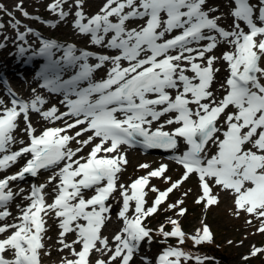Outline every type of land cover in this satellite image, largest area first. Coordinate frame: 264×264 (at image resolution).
Wrapping results in <instances>:
<instances>
[{"label":"snow or ice","instance_id":"obj_1","mask_svg":"<svg viewBox=\"0 0 264 264\" xmlns=\"http://www.w3.org/2000/svg\"><path fill=\"white\" fill-rule=\"evenodd\" d=\"M65 2L54 0L48 5L60 20L69 15L62 7ZM261 2L264 4V0ZM74 3L73 28L89 36L92 45L115 50L116 54H98L78 50L74 44L42 40L39 54L48 57L53 74L49 78L44 73L41 86L53 92L63 90L62 103H66L68 110L59 112L55 106L41 110L40 105L45 103L42 97L37 95L25 102L15 98L11 89L9 94L14 98L10 107L0 99V170L17 163L22 156H30L18 172L0 178V209H3L0 221L11 216L9 202L24 192L20 189L14 193L10 182L23 180L26 174L36 177L42 169L63 164L48 177L47 184L31 185L29 195L24 197L29 203L23 208L17 205L20 214L14 218L16 222L0 224V234L11 230L10 235L0 239V264H41L47 231L45 217L48 216L58 221L61 251L69 249L74 257L63 259L61 264H91L90 255L94 250L110 253L107 260L97 259L95 264H113L118 259L120 264H130L141 243L152 240V229L145 226V220L192 174L197 175L201 189L195 203H204L205 208L217 205L219 197L213 194L214 184L234 196L235 215L243 211L255 216L260 220L257 231L264 232V83H261L264 67L260 66L264 58V26L255 21L250 0H232L233 24L229 28L218 23L221 16L211 15L219 11L218 8H205L208 0H106L91 17L83 11L84 0H74ZM16 8L25 17L29 15L22 4H17ZM258 11L257 19L264 23V6ZM133 21L142 23L130 26ZM19 25V20L12 23L13 28L18 29ZM3 27L0 23V28ZM175 30H179L178 34L166 38ZM32 31L27 29V32ZM25 35L17 31V39L24 40ZM203 41L206 43H201ZM220 43L230 45L232 50L222 51L220 56L212 55ZM61 48L60 60L79 69L64 81L57 74L60 61L52 59V50ZM25 51L24 47L19 48L21 54ZM89 58H94L96 63L90 64ZM218 60L227 63L229 72L220 85L222 96L212 90L216 73L220 71L214 67ZM125 61L127 66L122 64ZM106 64L111 65L106 78L93 82L92 74ZM189 72L192 75H188ZM80 81H88L87 87L80 88ZM70 93L77 98L70 99ZM230 107L234 110L228 111ZM30 110L52 122L65 117L74 119L71 123L65 121L63 127H46L37 135L30 121ZM21 115L30 142L25 144L21 140L19 143L23 146L11 151L10 145L16 142L13 133ZM162 117L167 118L159 123ZM154 123L158 126L153 129ZM79 125L86 127H81L74 135L68 134ZM171 125L176 127L164 130ZM88 132L91 135L87 139H77ZM179 139L187 146L174 156L184 169L179 179L173 182L171 177H166L168 165L161 164L127 186L118 184L119 173L128 163L121 151L122 145L140 143L146 148L176 150ZM73 140L79 147L69 146ZM96 140L99 142L94 143ZM90 144L87 155L78 157ZM210 146L215 148L211 155ZM139 167L148 169L150 166L141 164ZM151 178H162L170 186L163 191L152 186L151 190L157 195L152 205L146 207L145 188ZM56 181L52 203H47L44 189ZM117 190L121 197L117 216L123 226L113 237V247L101 231L111 218L112 205L107 202ZM86 191L93 194L85 197ZM183 203V199H178L169 204L166 211L178 209L177 215L183 216L187 211ZM167 223L172 225L171 231H166L162 224L157 234L165 241L175 237L183 244L186 233L179 220L168 217ZM73 232L76 239L66 243V234ZM189 238L200 245L211 243L213 235L202 222V227ZM77 244L79 251L74 247ZM6 252L12 253L11 258H6ZM261 252L264 248L253 246L251 256ZM181 258L192 257L181 247L169 246L158 256L157 264H181ZM144 259L147 264V258ZM195 259L203 264L207 258L197 256Z\"/></svg>","mask_w":264,"mask_h":264},{"label":"rangeland","instance_id":"obj_2","mask_svg":"<svg viewBox=\"0 0 264 264\" xmlns=\"http://www.w3.org/2000/svg\"><path fill=\"white\" fill-rule=\"evenodd\" d=\"M47 0H33L32 4L23 6V9L29 13L27 17H25L21 11L17 10L14 6L12 8L3 6V10H0V23L4 25L3 28H0V33L8 34V33H14L17 34V31L22 32L27 30L28 27H32V32H29L33 35L40 36L43 39H49V40H57L64 39L67 40L64 37V31L63 29H55L53 26H45L44 22H42V19H45L46 21H49V18L45 16L40 9H43L45 7V3ZM227 4L230 6V8L234 7L233 4L230 2V0H213V3H211L212 6L217 7L219 4ZM254 8L256 9V12H259V8L261 6H264L262 4L261 0H253ZM102 7V6H100ZM36 11V13H34ZM11 12L16 17L12 18V16H9L7 13ZM211 15H222V12L219 10L215 13H211ZM258 17V15H257ZM232 18V17H231ZM40 19V20H37ZM16 20L20 21V25L17 28L12 27V23H15ZM33 21L36 23H33ZM44 21V20H43ZM45 26V30L42 29L40 26ZM245 27V31H247L246 25L243 24ZM49 27V29H48ZM230 27V26H228ZM44 30V32L42 31ZM179 32V30H175L172 34L166 36V38H170L172 35H175ZM77 35L81 36V34L77 33ZM90 41V38L89 40ZM65 42V41H60ZM67 43V41H66ZM206 43V42H201ZM196 46V45H193ZM218 48V47H217ZM80 49H87L92 52H96L98 54H109L114 55L115 53L110 49H104V48H94L91 46H87L85 48L80 47ZM79 50V49H78ZM216 50V49H215ZM79 51H77L78 53ZM222 53V52H221ZM221 53L216 54L217 56H220ZM63 54H61V57ZM90 64L96 63V60L94 58H89L88 61ZM224 63L225 72L223 74V82L226 79L227 72H228V66L226 62ZM123 66H127L126 61ZM218 67L217 65H215ZM260 66L264 67V58L260 61ZM111 67L110 64H107L106 68ZM77 71L79 70L78 67H76ZM98 72L106 73V69H100ZM0 74H3L8 77L10 88L13 90L14 87V78L12 76H9L5 71L0 70ZM93 75V74H92ZM188 75H192L191 72L188 73ZM68 78L66 77V79ZM99 81L94 80L93 82ZM44 79L43 77L38 78L36 81H30L28 79L22 78V83H24V86H29L30 88L34 89H40L41 85L43 84ZM84 83H88L87 81H84ZM261 83H264V78ZM48 89V88H47ZM42 88V92L47 96L48 101H50V104L47 107H43L42 110H47L51 108L52 106H56L57 102L64 101V94H51L49 90ZM6 94L8 93L5 91V88L2 85V81H0V94ZM15 93V98L21 97L22 95L17 91L13 92ZM71 94V93H70ZM69 94L70 99H76L77 97L72 94ZM223 95V94H222ZM74 96V98H73ZM66 104V103H65ZM59 112H65L67 111V105L63 108H57ZM231 107L228 109V111H233ZM30 121L33 125V127L36 129V134H40V132L46 128V127H60L61 121H67L69 123L73 122L72 117H65L62 120L59 121H48L43 119L38 113L33 112L30 110L29 112ZM167 117H162L161 121L159 123H163L164 119ZM18 127L14 131L13 135L15 139L21 134V132L26 127L23 115L20 119L17 121ZM221 123H223V118H221ZM81 127H86V125H82ZM80 127V128H81ZM156 127V126H155ZM153 126V129L155 128ZM165 131H171L172 127H166L164 128ZM88 135H91V132L85 133L83 135L84 139H87ZM142 139V138H141ZM25 144L29 142V138H26L23 140ZM99 142L98 140L94 141V143ZM178 144L180 145V139L178 140ZM19 143L17 147H11L10 150H16L22 147ZM79 147V145L77 146ZM92 145L90 144L86 151L84 152V156L87 155V153L90 151ZM211 147V146H210ZM170 150V149H169ZM121 151L125 153L126 159L128 163L124 166L123 171L119 173V180L118 184H124L128 185L133 180H135L137 177L144 176L147 174L148 171H151L152 169H155L159 167L161 164H167L168 169L165 173L166 177H171V181H175L179 179L183 173L184 169L181 165L176 163L174 156L179 154V150H171L172 154L169 155L167 153L166 149L161 148H146L143 145L142 146H135L132 148H126L125 146H121ZM215 148L211 147V150L209 152V155L214 153ZM82 152V151H81ZM173 155V156H172ZM77 156H81L80 154H77ZM29 158V156H26V160ZM20 158L19 162L11 165L6 172L11 173L15 170L20 169L25 163L26 160H21ZM166 162V163H165ZM141 164H148L150 167L148 169H142L139 167ZM62 165L53 166L50 169H46L47 171H58L59 167H62ZM45 173V169H42L39 171L38 175L36 177H32L31 175L27 174L25 175V178L23 180H16L12 181L9 184V187L13 188L19 187L23 188L25 186H30L28 191L24 192L25 195L30 193L31 185L37 184V179L40 176H43ZM49 173V172H48ZM2 173H0V178H2ZM48 176V175H47ZM152 183L145 189L147 195H146V207H150L153 200L155 199L157 193L153 192L152 186H155L159 190L163 191L167 187L170 186V183H165L164 179L162 178H151ZM191 189V191L188 193V195L185 197L183 196V193ZM47 190V187L45 188ZM213 194H218L219 197V203L214 206H210L208 208H205L204 203L197 204L195 203L197 197L201 195V189L199 187L198 177L195 174L190 175V177L182 183V185L178 189H174L172 193L169 194L167 200L160 206L158 211L153 214L152 216L148 217L145 220V226L152 229V240L142 242L138 252L134 256V260L130 264H146V261L144 258H147V264H157V258L158 256L163 252V250L169 246H178L181 247L182 250L190 255V259L185 260L184 258H181V264H198V261L195 259V257L199 256L202 258H207L203 260V264H264V252L258 253L255 256H251V251L253 246L258 248H264V232H259L257 229L260 227V220L257 219L255 216L247 214L243 211L240 212L239 216L235 215V206H234V196L227 190H221L219 187L215 186L213 184ZM178 199H183L184 203L182 207H184L187 211L185 215L179 216L177 215L178 209L173 210H167L169 204L175 203ZM112 205L111 207V213H110V219L106 222L104 227L102 228L101 234L103 237H107L109 241V245L114 247L115 241L113 240L114 235L122 228V221L118 218L117 213L121 206V197L120 192L117 190V192L113 195V197L108 202ZM132 206L134 208V202H132ZM8 210L12 213L14 212V208L11 206L10 202L8 204ZM3 210V209H0ZM20 212L15 214V217H18ZM131 215V211L129 213ZM172 217L174 219L179 220V223L181 225L182 230L186 233V238L183 244H179L177 238L175 237H169L165 241V238L161 235L157 234V230L160 225H164L166 231H171L172 225L170 223H167V218ZM10 218V217H9ZM47 220L46 228L47 231L44 234V245L45 248L41 250V264H61V261L65 258L67 259H73L74 257L71 255V252L69 249H63L60 250L57 253H53L52 251L55 249V245L59 244V227H58V221L54 218V216H48L45 217ZM251 221V223H248L247 221ZM202 222L207 224L210 228V231L213 235V240L211 243H202L200 245H195L193 241L189 238L191 235H194L196 230L202 227ZM7 223L6 220L0 221V224ZM54 226V228H57V232H53V229L51 230V227ZM3 236V235H2ZM5 236H7L5 234ZM4 236V237H5ZM1 239V238H0ZM65 242L70 243L71 241L76 239V234L69 233L65 236ZM231 242V243H229ZM59 246H62L59 244ZM77 251L80 249V245H74ZM97 247H100L98 244ZM48 253V254H45ZM108 254H102L100 252L94 251L92 256L90 257L91 264H95V261L97 259H104L107 260ZM245 257H248L245 259ZM113 264H120L119 259L113 262Z\"/></svg>","mask_w":264,"mask_h":264},{"label":"bare ground","instance_id":"obj_3","mask_svg":"<svg viewBox=\"0 0 264 264\" xmlns=\"http://www.w3.org/2000/svg\"><path fill=\"white\" fill-rule=\"evenodd\" d=\"M32 1L33 0H0V5L10 7V8H12L14 6L16 8L17 4H22V7H23V6L32 4ZM53 2H54V0H47V2L45 3V7L43 9H40V11H42V13L45 16H47V18H49V21L48 20L46 21L45 19L41 20L42 22H44L45 26L55 25V26H53V27H55V29H63V31H64L63 32L64 37L67 40L59 39V41H57V40H55V41H57L61 45L74 44V45H76L77 49H80V47L85 48L87 46H91L94 48L95 47L100 48L98 46L92 45L90 43V41H88L90 38L89 36L77 35L78 31L73 28V21L75 19V11H76L74 0H66V2L62 5L63 9L65 11L69 12V15L64 20H60L57 13H54L51 10H49L48 5L50 3H53ZM105 2H106V0H84L83 6H82L83 11L86 14V16L91 17L92 15L99 12V10L101 9L100 6H103V4ZM211 3H213V0H208V3L205 5V8L207 9L209 7H215V6H212ZM216 8H218L222 12V15H218V16L222 17L218 23L221 26H224L226 28H229L228 26H232L233 18H231V16H230V6L222 3V4L217 5ZM34 13H36V11ZM258 15H259V13H258ZM11 16H12V18L16 17L14 14H12ZM113 19H115V18H113ZM37 20H40V19H37ZM33 23H35V22L33 21ZM138 23H142V21L130 22V26H134L135 24H138ZM45 26L43 27L41 25L40 27H42V29L45 30ZM241 26L244 27L242 22H241ZM28 28H32V27L27 26V29ZM48 29H49V27H48ZM244 29H245V27H244ZM44 30H42V31L44 32ZM22 33H26L24 40L17 39V34H14V33H8V34H4V33L1 34L0 33V45H3L2 47H0V70L5 71L9 76H12L15 79L14 80L15 89L13 88V90H11L12 92L18 91L28 101H31L37 95L42 97L43 100L45 101V103L43 105H40L41 110H42L43 107H47L50 104V101H48L47 96L45 97V95L42 92L43 87L41 86L40 89H34V88H30L27 85L24 86L23 85L24 83H22V78H23V80L26 78L30 81H36V80H38V78L43 77L44 73H47L49 75V78H52L53 69H51L49 67L48 57L42 56L39 54V48L42 46L41 41L45 40V39L41 38L40 36H36V35L31 34V33L27 32V30L22 31ZM60 41H65V42H60ZM66 41H67V43H66ZM203 42H206V41H203ZM21 46L26 49V51L23 54H21L19 52V48ZM226 50L230 51V50H232V47L230 45L220 43L218 45V48L216 50H213L212 55H216V54L221 53L222 51H226ZM112 51L115 53V50H112ZM61 54H63L62 48L59 50L58 49L52 50V59L60 61V65H59L60 71L57 74L60 76L61 81H64V79H66V77L68 79H70L71 76H73L76 73L77 69H76V67L74 68V67L65 65L64 62L60 60ZM78 54H79V52L77 53V55ZM222 62H224V61L218 60L215 63V65H217V66L219 65V66L216 67L214 65V67L220 69V71L216 73L215 82L212 85V90L217 96H222V94H224L223 91L220 90V85L223 83V79H222L223 74L226 70L225 67L223 66L224 63H222ZM122 64H125V62H122ZM126 64H127V62H126ZM106 67H107V64L105 65L104 68H102V70L103 69L107 70ZM102 78H106V73L98 72V70H97L93 73L91 80L92 81L97 80V79L101 80ZM262 80H263V78L261 79V81ZM87 84L84 83V81H80L79 87L80 88L87 87ZM2 85L5 88V90L9 93L8 86L4 83ZM44 88L47 89L46 87H44ZM47 90H49V89H47ZM50 92H51V94H58V91L57 92L50 91ZM70 95H72V94H70ZM73 98H74V96H73ZM0 99H2L4 101L6 106H8L10 104V100L8 99V95H6L4 93L0 94ZM55 105H56L55 106L56 108H63L64 106H66V104L62 103V102H57V104H55ZM120 117L123 118L122 115ZM59 123H60L59 124L60 127H63L65 121H61ZM81 126L82 125H79L76 128L69 130L68 134L74 135L75 132L80 130ZM153 126L157 127L158 123H154ZM166 127L174 128V127H176V125L165 126V128ZM83 135H81L77 139L83 140L84 139ZM26 138H28V136L25 133V131L23 130L21 132V134L15 139L16 142L10 145V148L11 147H14V148L17 147L19 145V141L25 140ZM69 146L72 147L73 149H75L78 145H77L76 141L73 140L70 142ZM184 146H185L184 141L182 139H180V145L178 144V149H181ZM87 147H85L83 149V151L78 153V154H80L81 156H84V152L86 151ZM171 152H172L171 150H167V153L170 154ZM21 158H22L21 160H24L26 158V156H22ZM19 160L17 162H19ZM60 165H62V164H60ZM7 169L0 170V173L3 174L2 178L9 176V175H13L20 170V169H18V170H15L14 172L8 173V172H6ZM55 172H57V171L51 172V171H47L45 169L44 175L40 176L36 180L37 184H39V183L47 184L48 177L51 176L52 174H54ZM57 182L58 181L53 182L52 184H48L47 190H45L48 203H52L53 188L55 187V183H57ZM29 188H30V186H28V185L23 187V188H19V187L15 186L13 188V192L14 193L19 192L20 189H24V192H26V191H28ZM24 192L21 193L20 195L15 196V198L10 202L11 206L15 210H14V212L11 213V216H9V217H15V214L20 212V208L25 207L29 203L28 200L24 199V197L29 195V194L25 195ZM17 205H19L20 208H18ZM8 218H6L5 220L7 221ZM53 228H54V226L51 227V230ZM53 232L54 233L57 232V228H54ZM57 235L59 236V234H57ZM4 236H5V234H0L1 239H3ZM54 247H55V249L52 251L53 253H57L62 249V246H59V244L55 245Z\"/></svg>","mask_w":264,"mask_h":264}]
</instances>
